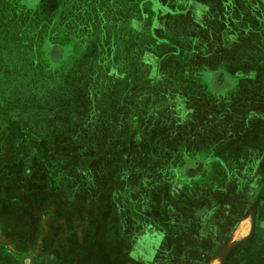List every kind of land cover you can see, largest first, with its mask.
Returning <instances> with one entry per match:
<instances>
[{"label": "rangeland", "instance_id": "374dc122", "mask_svg": "<svg viewBox=\"0 0 264 264\" xmlns=\"http://www.w3.org/2000/svg\"><path fill=\"white\" fill-rule=\"evenodd\" d=\"M213 10L223 59L182 61ZM247 26L264 34V0H0L1 253L43 259L57 211L62 229L90 214L95 264H264V53L228 52ZM23 179L51 189L18 225Z\"/></svg>", "mask_w": 264, "mask_h": 264}, {"label": "crops", "instance_id": "0c3cea01", "mask_svg": "<svg viewBox=\"0 0 264 264\" xmlns=\"http://www.w3.org/2000/svg\"><path fill=\"white\" fill-rule=\"evenodd\" d=\"M214 1V0H212ZM248 3V2H247ZM135 8L133 7V10ZM125 11V10H124ZM188 12V11H187ZM191 12V11H189ZM217 12L216 10H213L210 12V16L205 17V21L203 24L199 25L195 23V29L191 31V33H186V38H192L193 41V46H188V44H184V52L181 56L182 61H187V62H191V61H201L202 66H206L205 63L209 62V61H213V60H218V59H223V58H216L217 56L215 55V53L218 51L219 53L222 52L221 48L216 47L219 42L218 40H216V34L212 35V25L211 23L216 22L215 20H217ZM131 13L134 14V18L135 19V15H137V13L135 11L131 10ZM186 12H184L183 14L185 15ZM192 13V12H191ZM215 13V14H213ZM193 17H195V12L192 13ZM251 16L253 17L252 20L247 19L246 22H252V26L254 27L256 22V16L254 11L251 12ZM124 17V16H123ZM192 17V19L194 20V18ZM209 18V19H208ZM122 18L119 19V25L121 27V29H124V22H122ZM192 20V22H193ZM243 21V20H242ZM251 26V27H252ZM250 26H247V29L250 31L251 30ZM122 34V32H120ZM119 33V34H120ZM136 35H139L136 33ZM253 35L252 30L250 31V33H247L244 36V39L241 40L239 42L236 41L234 47L232 49H229V51H231L232 54L234 55H240L238 54L240 51L245 50V52L248 54L249 52L253 53H260L261 55L264 53V34L262 36H255ZM136 39V38H135ZM62 45V44H61ZM126 44H124L123 46H125ZM139 44L135 43L134 44V48L137 47ZM208 45V46H207ZM237 45V46H236ZM208 49V50H207ZM123 54L125 55V53L123 52ZM221 54V53H220ZM225 60V59H224ZM234 60V59H232ZM236 60V59H235ZM234 60V61H235ZM238 60V59H237ZM239 61H241V59H239ZM60 62V61H59ZM191 65V64H189ZM243 66V65H242ZM241 67V66H240ZM239 67L236 66L235 67V71L238 69ZM217 70H219L220 72L223 73V75H228L227 73H230L228 70H225L224 68H218ZM61 71L59 72V74H57V77H61ZM233 75V74H232ZM29 171V170H27ZM59 182V181H58ZM58 182H53V187L55 188L53 191H50V199L53 200V198H55L56 196H59V194L61 195L63 193V187H59L56 186V184H58ZM6 187L8 192L10 193V195L12 196H20L21 198L17 197L14 199V203H16L17 201H19V199H22L23 202L27 201L26 204H31V208L24 212V216L28 217V218H23V217H18L17 219H13L14 220H18L17 223L19 222L18 225H21L22 222L20 221H24V220H31L35 213L37 212V209L41 208L39 207V204L36 205L35 202H31L29 201L31 198H28L27 195L29 193H31V191L33 189H51V186H49L50 184L47 182H40V183H33L31 180H27V179H23L21 181H7L6 183ZM65 189V188H64ZM67 189V188H66ZM53 196V197H52ZM77 196L76 193H73V197ZM72 194L70 195L69 199L71 202V198ZM92 202V201H90ZM60 205H61V201H60ZM59 211V210H58ZM28 212V213H27ZM55 220H54V228L53 230L49 231L47 233V230H45L46 232L42 233L43 230L40 231V233L35 237L38 243L39 247V243L40 245H43L44 239L45 238H49L52 240L53 244L51 246H49L48 248H46L44 251L39 252L41 253V255L44 257L43 259H40L38 257L32 256L31 253H29L25 248H13V250H9V253H12L11 255H8L7 258L11 257L13 254L15 261V264H54V262H56L57 260H60V262H62L63 264H95V259L93 256V250H94V241H93V234L91 231H86L84 234L79 233L81 231V225H92L91 221V216L90 214H87L86 216H83L85 219L81 222V224H79L78 222L73 223V228H61L60 224L63 223L61 222V216L58 214V212H55ZM0 218H4L1 217ZM43 218V217H42ZM41 218V219H42ZM6 219V218H4ZM21 219V220H19ZM52 219V218H51ZM54 219V218H53ZM11 220V219H10ZM73 219H70V223L72 224ZM59 225L58 228H56V225ZM67 224V222L65 223ZM22 227V226H21ZM24 228H26L27 231V225H23ZM6 230V229H5ZM7 231V230H6ZM26 231H22L20 232H12L11 234H4V235H9L12 237L15 236H23V237H27L28 232ZM108 232V231H106ZM1 246H0V254L2 256L8 254V252L4 251V254L1 253ZM103 249V248H102ZM7 250V249H6ZM31 255V256H30ZM98 263V262H97ZM135 263V262H133ZM169 262L167 260L163 261L161 256H159V254H156V257L154 258V260L151 262V264H168ZM13 264V263H12Z\"/></svg>", "mask_w": 264, "mask_h": 264}, {"label": "water", "instance_id": "95a60500", "mask_svg": "<svg viewBox=\"0 0 264 264\" xmlns=\"http://www.w3.org/2000/svg\"><path fill=\"white\" fill-rule=\"evenodd\" d=\"M206 167V163H200L196 168L194 169H188L186 170V174L187 176L191 177H195L199 174V172L201 170H203Z\"/></svg>", "mask_w": 264, "mask_h": 264}, {"label": "flooded vegetation", "instance_id": "af4514ba", "mask_svg": "<svg viewBox=\"0 0 264 264\" xmlns=\"http://www.w3.org/2000/svg\"><path fill=\"white\" fill-rule=\"evenodd\" d=\"M213 71V70H212ZM213 75L215 76L216 75V80H217V82L220 84V83H222L223 82V80L224 79H226L227 77H229L228 75L226 76V75H223V73L222 72H220L219 70H214L213 71ZM212 86H214V83L212 82L211 83V87ZM219 92V91H218ZM188 169H191V168H187V170Z\"/></svg>", "mask_w": 264, "mask_h": 264}]
</instances>
